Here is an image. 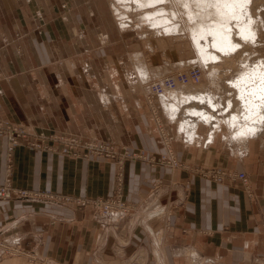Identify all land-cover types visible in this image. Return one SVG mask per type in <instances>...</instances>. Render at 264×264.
Returning a JSON list of instances; mask_svg holds the SVG:
<instances>
[{
  "label": "crops",
  "instance_id": "1",
  "mask_svg": "<svg viewBox=\"0 0 264 264\" xmlns=\"http://www.w3.org/2000/svg\"><path fill=\"white\" fill-rule=\"evenodd\" d=\"M133 36L139 39L118 28L107 0H0V124L32 136L114 144L140 157L119 169L21 140L8 168L9 142L0 136V185L9 179L41 195L0 200V238L34 255L0 264H151L150 250L192 245L227 264L264 259V131L233 144L223 126L210 142V128L201 126L187 143L159 102L183 166L158 163L167 151L142 102L135 58L142 50ZM146 61L150 74V52ZM198 169L246 172L254 197L239 183L200 177ZM119 170L123 202L133 209L125 215L46 197H112ZM150 212L164 218L157 228H150Z\"/></svg>",
  "mask_w": 264,
  "mask_h": 264
},
{
  "label": "rangeland",
  "instance_id": "2",
  "mask_svg": "<svg viewBox=\"0 0 264 264\" xmlns=\"http://www.w3.org/2000/svg\"><path fill=\"white\" fill-rule=\"evenodd\" d=\"M212 1L214 4L212 3ZM212 1H211L212 4L210 2L209 3L206 2V3H204V5H199L197 0L196 1L195 0H166V2L164 1V3H160L157 6L151 5L150 9L144 10V9L138 8L140 10H135V9H137V6H136L134 0H131V4H128V6L127 5L125 6L123 4L122 5L117 4L116 0H107L110 15L114 19V21L116 22L118 28H120L123 32H126L128 34H129V32H136V34H138L139 39H137L135 36H133V38H134L133 41L137 42L136 44H138L139 48L142 50L141 54H138L137 57L135 56L136 61H137V63H136L137 64V66H136L137 67V72H136L137 78H138V80H141V81L143 80L142 82H144L142 84V86H140L142 88L143 96H144V99H143L144 101H142V102H147V104L149 105L150 120L154 123L156 130L158 131L160 138H161V140H162V142L166 148V151H167L166 152L167 154L165 156H161L160 160L157 159L158 160L157 162L158 163L160 162L162 164H168L172 168H179V167H182L183 165L180 166V162L177 159V156H176L177 153L174 149L173 141H172L173 136H172V134H170V131L168 130L169 124L167 123V121L162 116L161 106L158 105L159 102H162L163 107H165V109H164V112L166 114L165 116L168 117L172 123L177 124L178 133L182 134L183 137L187 138L185 140L187 143H192V142H194L195 139L194 138L191 139V137L187 136V131H192L193 129L190 130V128H189V129H187V131L181 129L182 132L180 131L181 119H182V122L187 120V119L188 120L190 119L189 121H191V123L194 121V119L191 118L189 116L190 114H187V112L189 113V110L192 107H194L196 103H195V101L192 100V102H194L192 105L191 104L192 102L191 103L188 102L191 100L186 99V98L187 97L188 98L196 97V96H200V95H204L205 97H207V96H209L207 94L211 93V96H209V97L212 98V96L214 95L213 96V99L215 98L214 102L218 101L221 104V105L218 104L219 108H220V106L226 107L225 105L229 101L232 102L234 100L233 101L234 105L232 106L233 108L231 110L239 107L238 109L235 110V113L239 114L242 111V109H241L242 107H240V105H239V103H240L239 100H241V99L239 98L237 100L235 95L238 93L240 88L237 90L236 84L235 85L232 84L231 85V87H233V90H232L229 86L231 84L230 83L231 80H232V82L237 80V79H235V77L238 78V80H239V78H240L239 76L243 77L244 73L246 74V71L247 72L249 71L247 69H250V67H252V66L256 67L257 65H262V67H263V64H262V62L264 61V39H263L264 38V20H263L264 19V15H263L264 14V7H262V5L264 6L263 0H262V2H261V0H259V3H257L258 2L257 0L256 1L254 0V2H253V0H251L246 6V8H248L250 6L249 10H251V11H249V13L245 12L246 18H249V16H252L251 14H253V17L256 14V16L258 18L261 15L260 13L261 12L263 13L260 16L263 18L262 22H261L260 17H259L260 19H258L259 23L257 22L258 24L256 23V20H257L256 16L252 19V21L255 19L254 20L255 22H253L254 24L252 23V25H253L252 27H254L256 24L258 25V26L256 25L258 29L254 28L255 33H256L254 39L250 40V38H244L243 36L236 35V39H235L236 47L233 46V49L231 48V50L226 49L225 51H223L220 48L214 47V40L215 39L212 38V34L210 32H208V33H206L207 36H206V34H204L205 37L202 36L203 37L202 43L205 42V45H207V46H208V44H210L211 48L214 50H212L211 48L208 47V51L213 52L215 55L217 54L216 55L217 57H213V59L210 58L206 62L202 60L201 52H200V48H199L200 43L198 42L199 40H197V34H198L197 28H198V24L202 20L201 16H204L202 14H205L207 12L206 15H210L213 12V15H214V12H215L214 9H215V7H217V5H216L215 0H212ZM125 4H127V3L125 2ZM253 4L256 5V7ZM115 5L117 6V8L115 7ZM258 5L261 6L262 8L260 9ZM186 6H188V7H186ZM257 6L260 10L257 9ZM118 8H120V9H118ZM254 8H256L257 11L254 10ZM116 9L119 12L121 11L120 13H122V12L125 13L126 18H123L121 20L120 16H119L120 14H117ZM157 9H166V13H167L166 15H167V17H169V20H170L169 24L170 25H168L167 22H166V24H167L168 28L171 27L170 28L171 30H169L167 28V26H165L166 25L165 23H164L165 25H163V27H162L161 24L160 25L158 24L159 22L157 23L154 21V23H153V20H150V23L148 24L149 21H145L146 20V13L150 12L151 15L152 14L154 15L157 12L156 11ZM208 9H209L210 13H209ZM262 9H263V11H262ZM189 12H192V14L194 13L192 15V17L190 16L191 13H189ZM258 14H259V16H258ZM172 15H174V16H172ZM196 15L198 17H196ZM143 17H144V19H143ZM193 17H194V19H193ZM209 18L210 19H208L207 22H210V20H212L211 17H209ZM128 20H129V22H128ZM121 22L124 24L126 23V25H124V27H126V28H123L121 26ZM230 22L236 23L239 21H236V19L233 18L230 20ZM153 24H155V25H153ZM173 24L175 25L174 27H173ZM176 26H177V30H175ZM155 27L157 30L154 29ZM258 32H259V34H257ZM258 37H260V39ZM239 38H240L241 42H240ZM241 38L244 40V42H242L243 40ZM212 39H214V40L211 41ZM245 39L248 42H250V46H249V43ZM236 40L240 44H237ZM245 41H246V43H245ZM256 42L258 45H256ZM241 43H242V45H241ZM243 43H244V45H247V46H243ZM246 47H248V48H246ZM215 51H216V53H215ZM238 51H240V52H238ZM243 51H245L244 55H243ZM149 52H150V74H149L148 69H146V64H145L147 62L146 61L147 53H149ZM225 53H227V54H225ZM230 54H232L233 57ZM218 56H221L222 59H220V57H218ZM229 56H231V57H229ZM217 58L219 61H217ZM194 68L201 71V83L200 84L195 83V82H191L193 80H190V82L188 84H183V85L178 84L177 87H175L174 89L164 88L163 86H160V87H163V91H162L163 93L162 94L158 95V94L152 93V87L154 84H157L160 82H161V84H163L162 82L164 80H166L168 78H175L177 75L184 74V73H186V72H188ZM140 69H142V70L140 71ZM141 74L143 76L142 79H141L142 76L140 77ZM240 74H242V75H240ZM138 84H140V83H138ZM178 93H179V95H178ZM174 94L176 96H174ZM154 95H157V96H154ZM179 96L181 97L182 100H180ZM184 96H186V97H184ZM174 97H176V99ZM216 97H217V101H216ZM177 98H179V99H177ZM174 99H175V101H174ZM176 100H177L178 104L176 103ZM149 102H151L152 104L151 103L149 104ZM169 102H171L173 104L176 103L175 106H177V107H180L182 105V108H184V110H183L180 107L181 108L180 114H178V111H176V113H175L176 115L172 113L174 115V117L175 116L180 117L179 121H178V118H176V117H175L176 121H175V119H173V117H170L171 113H168V111L166 109V105H168ZM187 103L189 105H187ZM209 111H211V110H209ZM218 111L217 112L219 114H217V113L214 114L215 113L214 111L210 112L211 113L210 115H212V116L215 115V118L213 117L214 119L213 118H211V119H213V120L217 119L219 121L221 120L222 125L218 130L216 128L215 132L211 133L212 135L210 134L211 137L208 136V139H209L208 142H210L212 140V138L214 137V134L217 131H219L222 128V126L226 130H228L227 131L228 135L226 136V139H228V141H229V140H232V138H233L232 135H233V132L235 130L231 129L230 126L228 127L227 123H224L226 121V119L229 118V115L231 112H228V113H226V115L223 116L222 114H224L225 112L222 110V108L218 109ZM186 116L188 118H185V120H183V118ZM212 122H215V123L212 124ZM214 124H216V121H211L210 126L203 125V124L199 123V128L201 126H204V127L206 126V127H209L210 129L211 128L213 129ZM6 126L8 127L9 125H6ZM9 127H11L13 130L15 128H17L20 131H23L24 134L26 135V137L21 138L19 140V142L21 140H27L30 144L31 138H32L31 134H27L19 126L13 125V126H9ZM199 128H198V130H199ZM11 131L12 130L6 131V134H11ZM193 133H194V131H193ZM41 135L42 134L35 135V136L38 137ZM3 136L5 137V134ZM44 136L46 138L48 137V138L53 139V141L51 139V141L53 142L51 145H55V143L60 144V149L65 147V144L59 142L61 136L68 138V139L74 138L77 141H88V142H92V143L93 142L94 143L101 142V141H97V140H88V139L82 138V137H68V136L63 135V134H61L59 136L58 135H44ZM58 138H59V140H58ZM239 140H241V139L237 138V140H234V142H238ZM47 142H49V141H47ZM106 144H109V143H106ZM109 145H114V144H109ZM30 146H32V145H30ZM116 147L118 148V146H116ZM35 148H37V147H35ZM77 151L83 152V148L81 147V150L77 149ZM85 154L89 155V158H86L83 156L81 157V155L78 157H73V158L84 159V160H99V161L101 160V161H105V162H114V163L118 164L119 169L123 168L122 164L124 163V165H125L126 160H130L131 158L139 157V156H136L135 154H130L128 151H124V149H123V153L118 154L115 158H101L102 156H98L94 153H89L88 151H85ZM8 157H9V154H7V161H8ZM124 160H125V162H123ZM151 163H153V161ZM8 165H9L8 168H10L11 163L8 162ZM213 170L214 171H221V170H217V169H213ZM211 171L212 170H210V169H208V170L198 169L196 172H198L200 177L209 179V180L216 182V183L217 182H221V183L222 182H232V183L241 184V182L232 181L230 179L220 181V180H218L219 178L216 177L217 175H214V174L207 176L206 173H209ZM224 171H227L228 173H245L249 179V183H250L252 193H253L252 196H250L248 193H247V195L250 198L254 197V191H253V187L251 185V180L249 178V175L246 172H236V171H230V170H224ZM122 172H123L122 170H119V172H118V176H117L118 183H119V180L121 179V177H123ZM243 189H244V187H243ZM157 194H158V192L156 191L155 195L157 196ZM40 197H29V198H40ZM112 197L94 198L91 200L93 202V201H98V200H106V199H109ZM29 198L15 197L13 199L27 200ZM13 199H11V200H13ZM121 199L124 200L123 195H122ZM3 200H5V199H3ZM123 203H124L125 207H124V205H123V207L119 206L118 208L113 209L115 211H112V212H110L112 209H107L108 213H104L103 210H99V209L94 208L92 206H89L86 208H89L90 210H92L95 213H98V214L101 213V214H103V216H109L111 214H118V215L124 214L125 215V214L133 211V209L129 205H127L125 202H123ZM75 206L77 207L78 205L75 204ZM135 211L136 210L134 208V212ZM151 213L152 212H150V228L154 229V228L158 227L159 223L162 221V219L164 220V218H162V216H155V217L151 216L152 215ZM9 244L13 247H16L11 242H9ZM186 250H188V251L185 253ZM158 252H159V255L156 254V251L150 250V263L151 264H193L194 262H201L202 264H206V262H208V261H212L213 264H227L225 259L222 258L223 256H220V255L214 256V254L212 255V253L210 251H208L207 253L201 252L198 248H196L195 245H192L189 248L186 247L185 250H182L179 252L173 251V250L170 252L168 251L166 253L163 250H158ZM192 252H195L196 254H198L197 260H195L194 262L192 261V259L194 260L195 257L193 256L194 258H192V256L190 255V253H192ZM27 256L30 258L34 257L33 254H30L29 252L27 253L26 251H22L20 253L13 255L10 258L6 257V259H4L3 261L8 260V259H12V258H17V257L28 258ZM260 262H261V264H264V259ZM257 263L258 262L256 261L255 264H257Z\"/></svg>",
  "mask_w": 264,
  "mask_h": 264
},
{
  "label": "bare ground",
  "instance_id": "3",
  "mask_svg": "<svg viewBox=\"0 0 264 264\" xmlns=\"http://www.w3.org/2000/svg\"><path fill=\"white\" fill-rule=\"evenodd\" d=\"M164 1L166 2V0H134L135 4L137 6V9H135V10H140L138 8H141V9H144V10L145 9H150V6L151 5L152 6H157L160 3H164ZM211 1L210 0H197V2H198L199 5H204V3H206V2L207 3H209V2L211 3ZM215 1H216L217 7L214 6L215 7V9H214L215 10L214 15H213V12L210 15H206L207 12L206 13L204 12L205 14H202L204 16H201V19L202 20L200 19L201 21L198 24V28H197V30H198L197 40H199L198 42L200 43L199 44V48H200V52H201V57H202V60L205 61V62L207 60H209L210 58L213 59V57H217L216 56L217 54L215 55L213 52L208 51V47L211 48V45L210 44H208V46H207V45H205V42H203L204 44L202 43V40H203L202 39L203 38L202 36L205 37L204 34H206L208 32H210L212 34V38H214L215 40L212 39L211 41L214 40V47L215 48H220L223 51H225L226 49L227 50L228 49L231 50V48L233 49V46L236 47V45H235L236 35L243 36L244 38H250V40L251 39H254V37L256 35L254 28H257V26H258L257 25L259 23L258 22V19L261 18V22H262V19H263L262 17H260L263 14L261 11H260L261 12L260 13L261 15L259 16V14H258V16L260 18L259 17L257 18L256 14H255V16L257 18L256 23L257 22L258 23L257 24L255 23L257 26L255 25L254 27H252L253 26L252 23L255 22L254 21L255 19L253 21H252V19L255 16L253 17V14H251L252 16H249L250 15L249 14L248 15L249 18H246L245 12H248L249 13V11H251V10H249V7L250 6L248 8H246V6H247V4L251 0H215ZM257 1H258L257 3H259V0H257ZM125 2L127 4H125ZM253 2H254V0H253ZM261 2H262V0H261ZM116 3L117 4H121V5L123 4L125 6L126 5L128 6V4H131V0H116ZM212 3H213V1H212ZM116 5H115V7L117 8L118 5L117 6ZM254 6L256 7V5H254ZM258 6H257V9H259V8L261 9L262 7H264L262 5V7L259 6V8H258ZM186 7H188V6H186ZM118 9H120V8H118ZM257 9L254 8V10H256V11H257ZM156 11L157 12L154 15L153 14L151 15L150 12L146 13V20L145 21H149L148 24L150 23V20H153V23H154V21L157 22V23L159 22L158 24L159 25L161 24L162 27H163V25L166 24V22L168 23V25H170L169 24V22H170L169 17H167V15H166L167 14L166 13V9H157ZM208 11H209V9H208ZM262 11H263V9H262ZM116 12H117V14H120L119 16H120V19L121 20L123 18H126L125 13H123V12L120 13L121 11L119 12L117 9H116ZM189 13H191L190 14L191 17L194 14V13L192 14V12H189ZM209 13H210V11H209ZM172 16H174V15H172ZM196 17H198V16L196 15ZM209 17H211L212 20H210V22H207V20L210 19ZM233 18H235L236 21H239V22H236V23L230 22V20L233 19ZM143 19H144V17H143ZM193 19H194V17H193ZM128 22H129V20H128ZM124 25H126V23L124 24V23L121 22V26L123 28H126V27H124ZM153 25H155V24H153ZM165 26H167V24ZM174 26L175 25L173 24V27ZM156 27L154 29H156ZM167 28H168V26H167ZM170 28H168V29L171 30ZM175 30H177V26H176V29ZM257 34H259V32ZM206 36H207V34H206ZM258 38L260 39V37H258ZM239 40H240V38H239ZM246 41H245V43H246ZM240 42H241V40H240ZM242 42H244V40ZM236 43L237 44H240V43H238L237 40H236ZM248 43H249V46H250V42H248ZM241 45H242V43H241ZM256 45H258L257 42H256ZM243 46H247V45H244V43H243ZM246 48H248V47H246ZM212 50H214V49H212ZM245 51H243V55H244ZM238 52H240V51H238ZM215 53H216V51H215ZM225 54H227V53H225ZM230 55L232 56V54H230ZM231 56H229V57H231ZM218 57H220V59H222L221 56H218ZM217 61H219L218 58H217ZM262 64H263V67H262V65H257V64H256L257 65L256 67H254V66L250 67V69H247L249 71L248 72L246 71V74L244 73L243 77L242 76H239L240 77L239 80H238V78L235 77V79H237L238 81L235 80L234 82H232V80H231V82H230L231 84L229 83L230 84L229 86H230V88L232 90H233V87H231L232 84L233 85L236 84V87H237L236 89L237 90L240 88L239 91H238V93L235 96H236V99L237 100L239 98L241 99V100H239L240 101L239 105H240V107H242L241 108L242 109V111H241L242 114L241 113L236 114L235 113V110L238 109L239 107L238 108L235 107L236 109L231 110L233 108L232 106L234 105V102H233L234 100L232 102L229 101L225 105L226 107L220 106V108H222V110L225 112L224 114H222L223 116L226 115V113L231 112L230 115H229V118L226 117L227 119L224 122V123H227L228 124V127L230 126L231 129L235 130L233 132V135H232L233 136L232 140H229L230 143H233L234 140H237V138L245 139V138H251V137L258 136L260 132L264 131V61L262 62ZM141 70L142 69H140V71ZM240 75H242V74H240ZM141 76H142V74L140 75V77ZM142 78H143V76L141 77V79ZM200 83H201V81L199 82V84ZM160 84H161V82H160ZM178 95H179V93H178ZM207 95L211 96V93L210 94H207ZM174 96H176V95L174 94ZM209 96L205 97L204 95H200V96H196V97H190V98L187 97L186 98V99H190L191 100V101H188V102L191 103L192 100H193L197 104V105L195 104L194 107H192L190 105L192 108L190 109L189 108L190 106H189L188 107L190 109L189 110V113L187 112V114H190L189 116L191 118H193L194 121L192 120L193 122L191 123V121H189L190 119L189 120L188 119L185 120V118H188L187 116L183 118V120H185V121L182 122V119L180 121L181 122V125H180V127H181L180 128V131L181 132H182L181 129H183L185 131H187V129H189V128H190V130L193 129L192 131H187V136L191 137V139L192 138H194V139L196 138L195 136H196V133L198 132L197 130L199 128V123H201L203 125L210 126L211 121H216V124L213 125V129L212 128L210 129V134L211 133H214L215 132V129L217 128V130H218L221 127V125H222V123H221L222 121L221 120L220 121L217 120V119L216 120H213L215 118V115L214 116L210 115L211 114L210 112H212V111L215 112L214 114H216V113L219 114L220 112L218 111V109H220V108H219L218 104L219 105H221V104L217 101V97H216V101L218 103L217 102H214V99H215V98L213 99V96L214 95L212 96V98L209 97ZM184 97H186V96H184ZM174 98L176 99V97H174ZM175 99H174V101H175ZM177 99H179V98H177ZM180 100H182L181 97H180ZM176 103H177V100H176ZM193 103L194 102H192L191 104L193 105ZM175 104L169 102V104L166 105V109H167L168 113H171L170 117H173V119H175V121H176V118H178V121H179L180 117L179 116H175L176 117L175 118L173 114H175L176 111H178V114H180L182 105L180 106L181 107L180 108V107L175 106ZM187 105H189V104L187 103ZM182 109L184 110V108H182ZM209 110H211V111H209ZM211 118H213V119H211ZM213 123H215V122H212V124ZM193 131H194V133H193ZM211 135H210V137H211Z\"/></svg>",
  "mask_w": 264,
  "mask_h": 264
},
{
  "label": "built area",
  "instance_id": "4",
  "mask_svg": "<svg viewBox=\"0 0 264 264\" xmlns=\"http://www.w3.org/2000/svg\"><path fill=\"white\" fill-rule=\"evenodd\" d=\"M190 80H193L191 82L199 83L201 81V71L197 69H191L190 71L184 73V74H179L175 78H168L164 80L162 83H157L154 84L152 87V93L153 94H162L163 92V87L164 88H169V89H174L177 87L178 84L183 85V84H188ZM163 86V87H160ZM157 96V95H154ZM151 102H149L150 104ZM152 104V103H151ZM11 131V134H6V131ZM5 134V138H7L9 142V147H8V161L11 163L12 161V156L15 147L19 144V140L21 138L26 137L23 131H20L19 129L15 128L14 130L11 127H7L4 124H0V136H3ZM33 137L31 139L30 145L33 147L37 148H46L49 151H60L67 156L71 157H78L81 155V157H86L89 158V155L85 154V151H88L89 153H94L98 156H102L101 158H115L118 154L121 153V151L118 150V148L114 145H109L103 142H97V143H92L88 141H77L74 138L68 139L65 137H60L59 142L65 144V147L60 149V144L51 145L53 142L52 138H46L44 135L41 136H31ZM49 139V140H48ZM52 139V141H51ZM49 141L48 143H46ZM81 147L83 148L82 151H77V149L81 150ZM11 167V166H10ZM208 175H217L216 177L219 178L218 180H226L230 179L232 181L236 182H241L242 186L246 190V192L252 196V189L249 183V179L245 173H228L227 171H214L212 170L209 173H206ZM121 186H122V177L119 180L118 183V191L117 193L109 199L106 200H98V201H93L91 199L88 200H75L69 197H55V196H46L51 200L57 201L59 203H64V204H73V205H78L79 208H86L89 206H92L94 208H97L99 210H103L104 213H108L107 209H112L110 212L115 211L113 209L120 207H123L124 203L122 198V191H121ZM41 195L39 194H34L27 192L25 190H20L15 187H13L11 181L9 179L6 180L5 184L0 185V199L3 200H11L15 197L18 198H29V197H40ZM125 207V205H124ZM16 247H13L9 244V240L0 238V262H2L4 259L10 258L13 255L22 252V248L18 247L20 246L19 244L15 243Z\"/></svg>",
  "mask_w": 264,
  "mask_h": 264
}]
</instances>
